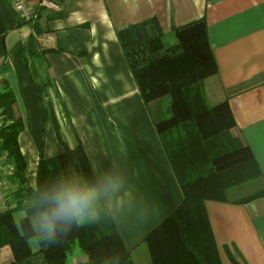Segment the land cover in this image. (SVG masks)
<instances>
[{"label":"crops","instance_id":"1","mask_svg":"<svg viewBox=\"0 0 264 264\" xmlns=\"http://www.w3.org/2000/svg\"><path fill=\"white\" fill-rule=\"evenodd\" d=\"M26 2L36 12L30 22L19 18L9 0H0V88L6 84L14 96L29 187H35L40 154L51 158L80 144L95 180L109 167L125 178L117 194L123 203L113 199L105 206L133 264H151L142 241L183 196L117 31L155 17L165 36L205 18L217 69L204 80L206 101H227L235 122L231 135L251 151L257 188H264V0ZM10 166L0 144V214L17 215L27 200ZM204 206L219 264H264V197ZM11 258L8 247L0 249V264Z\"/></svg>","mask_w":264,"mask_h":264},{"label":"trees","instance_id":"2","mask_svg":"<svg viewBox=\"0 0 264 264\" xmlns=\"http://www.w3.org/2000/svg\"><path fill=\"white\" fill-rule=\"evenodd\" d=\"M206 27L205 18H200L165 36L152 17L117 31L119 45L141 99L153 116L156 135L183 196L181 204L142 241L151 264H219L205 202L242 205L264 197V188H257L259 170L251 151L231 135L235 122L227 101L207 105L204 80L213 77L217 69ZM39 93L42 96V88ZM164 97L169 98L168 117H162L159 106L157 112L149 109ZM13 104L14 96L3 84L1 151L12 167V180L21 184L27 200L17 215L15 210L0 214V249L9 248L12 260L8 264H69L76 251L86 258L82 264H133L105 204L99 220L74 226L55 244H46L30 232L27 217L42 210L40 197L48 185L78 174L96 180L78 144L51 158L40 154L35 187H29ZM246 183H253L250 193L229 198L233 190ZM33 239L36 249L29 245Z\"/></svg>","mask_w":264,"mask_h":264},{"label":"clouds","instance_id":"3","mask_svg":"<svg viewBox=\"0 0 264 264\" xmlns=\"http://www.w3.org/2000/svg\"><path fill=\"white\" fill-rule=\"evenodd\" d=\"M124 184L125 178L111 167L95 182L82 174L60 179L48 185L40 197L42 210L27 217L29 230L40 241L55 244L74 226L99 220L106 202L115 199L117 205L122 204L123 198L117 194L123 190ZM157 214L158 210L155 216Z\"/></svg>","mask_w":264,"mask_h":264},{"label":"rangeland","instance_id":"4","mask_svg":"<svg viewBox=\"0 0 264 264\" xmlns=\"http://www.w3.org/2000/svg\"><path fill=\"white\" fill-rule=\"evenodd\" d=\"M205 87H206V90H208L207 83H205ZM205 94H207V91ZM207 101H208L207 102L208 106H211L212 105L211 100H207ZM158 106H159L160 112L162 113V117H168L170 115L169 98L168 97H164L163 99H161V101L159 103L153 104L149 109L154 110V112H155V111L159 110V109H156ZM252 190H253V183H246V184L242 185L241 187H239V188L237 187V189L233 190L231 192L229 198H234V197L246 195V194L250 193ZM35 244H36V240L33 239L30 241L29 245H31V247L33 249H36L37 245H35ZM82 257L83 256H81V254L78 251H76L75 254L72 255V257H70L68 259V263L69 264H76L77 261H79V259H82Z\"/></svg>","mask_w":264,"mask_h":264},{"label":"built area","instance_id":"5","mask_svg":"<svg viewBox=\"0 0 264 264\" xmlns=\"http://www.w3.org/2000/svg\"><path fill=\"white\" fill-rule=\"evenodd\" d=\"M14 11L23 22H30L36 18V12L28 6L26 0H9ZM56 10L55 6L50 7Z\"/></svg>","mask_w":264,"mask_h":264}]
</instances>
